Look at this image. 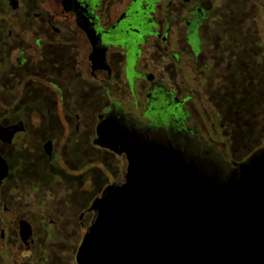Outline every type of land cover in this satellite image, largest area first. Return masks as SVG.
I'll return each mask as SVG.
<instances>
[{
  "label": "flooded vegetation",
  "instance_id": "obj_1",
  "mask_svg": "<svg viewBox=\"0 0 264 264\" xmlns=\"http://www.w3.org/2000/svg\"><path fill=\"white\" fill-rule=\"evenodd\" d=\"M257 15L262 0H0V264H77L94 200L127 174V156L96 143L107 118L176 144L197 138L199 102L222 144L256 147L231 167L263 149ZM61 191L64 206L30 203Z\"/></svg>",
  "mask_w": 264,
  "mask_h": 264
},
{
  "label": "water",
  "instance_id": "obj_2",
  "mask_svg": "<svg viewBox=\"0 0 264 264\" xmlns=\"http://www.w3.org/2000/svg\"><path fill=\"white\" fill-rule=\"evenodd\" d=\"M128 124L98 126L96 143L126 155L128 168L94 200L77 264H264V148L231 167L180 135L148 145ZM8 173L0 155V188Z\"/></svg>",
  "mask_w": 264,
  "mask_h": 264
},
{
  "label": "rangeland",
  "instance_id": "obj_3",
  "mask_svg": "<svg viewBox=\"0 0 264 264\" xmlns=\"http://www.w3.org/2000/svg\"><path fill=\"white\" fill-rule=\"evenodd\" d=\"M262 3H264V0H262ZM256 28L259 29L261 31V42L262 45H264V15H257L256 16ZM261 58L258 59L256 58V68H259L260 66H264V53H261ZM261 73H260V78H264V69H260ZM259 69H256V72H260ZM259 75V74H258ZM256 75V78L257 76ZM264 81V80H261ZM264 85V84H263ZM263 85L260 83V85L257 88H260L261 91H263L264 89L262 88ZM257 92V91H256ZM258 95L256 96V102L260 101L262 102L261 104L263 106L260 107L261 112H263L264 110V98L260 97L257 98ZM232 104V103H231ZM246 104V103H245ZM252 104L253 101L248 102V104H246V106H249L252 108ZM196 107L198 108L199 111H201L204 115L200 116L197 115L196 118H193L194 121H196V123L198 124V136L197 138L192 137V140H194V143H198L203 145L204 147L209 148L210 150L214 151L215 153H217L222 160L227 163V162H231L232 160H236V161H242L243 159H245V157H248V155L250 153H252V151L256 148V147H252V145H247L250 146V148L246 149V143L244 140L240 139L241 135L239 136L238 133H235L233 136L229 135L231 137V141L232 144L228 145H224L222 144V139L219 135V133L216 131V129L213 127V123L216 121H214V119L209 116V114H211L210 112L212 111V108L210 107V105L206 104L205 106H202L201 103H196ZM231 107V105L229 106ZM198 114V113H197ZM236 117V116H235ZM210 121V125L209 128L210 130H208L207 128H205L204 126V121ZM228 128L230 126V124L226 125ZM263 125L260 126L259 132H261V135L263 136L262 139L264 138V128L262 127ZM240 132V130H239ZM180 135L182 141L184 140V138H188V134L185 133H181V134H177ZM249 137L252 138L253 140L254 137L252 134H249ZM256 138V136H255ZM206 141V142H204ZM227 140L225 139L224 142H226ZM223 142V143H224ZM242 142V143H241ZM257 143V140H256ZM262 142L260 141V143L256 144V146H261ZM106 153V152H105ZM104 152L101 153L100 155V159H102L103 161H105V163H112V164H120V160L119 159H115L113 156L109 157L108 154H105ZM253 155V154H252ZM110 159V161H109ZM106 182H101L100 186H103ZM92 194L95 193V189L91 190ZM94 197V196H93ZM93 197L88 198L87 200H89V202L93 199ZM23 199V198H22ZM68 199H70V201H72V198L66 193V192H59L57 195H53V196H37L36 199H32L30 201L31 205H52V207H58V206H64ZM24 200V199H23ZM51 216V215H50Z\"/></svg>",
  "mask_w": 264,
  "mask_h": 264
},
{
  "label": "trees",
  "instance_id": "obj_4",
  "mask_svg": "<svg viewBox=\"0 0 264 264\" xmlns=\"http://www.w3.org/2000/svg\"><path fill=\"white\" fill-rule=\"evenodd\" d=\"M260 94H262V96L260 97H263L264 98V90L263 91H260ZM260 102V101H259ZM262 105V104H261Z\"/></svg>",
  "mask_w": 264,
  "mask_h": 264
}]
</instances>
